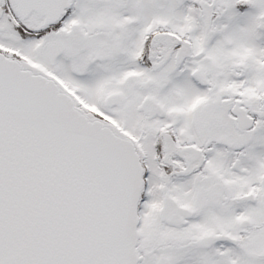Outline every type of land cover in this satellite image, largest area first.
<instances>
[{
  "label": "snow or ice",
  "instance_id": "obj_1",
  "mask_svg": "<svg viewBox=\"0 0 264 264\" xmlns=\"http://www.w3.org/2000/svg\"><path fill=\"white\" fill-rule=\"evenodd\" d=\"M0 264H264V0H0Z\"/></svg>",
  "mask_w": 264,
  "mask_h": 264
}]
</instances>
